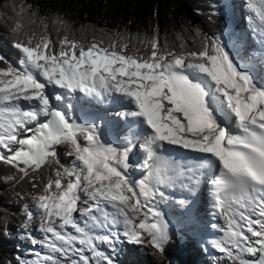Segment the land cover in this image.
Wrapping results in <instances>:
<instances>
[{"label":"snow or ice","instance_id":"6c2138e0","mask_svg":"<svg viewBox=\"0 0 264 264\" xmlns=\"http://www.w3.org/2000/svg\"><path fill=\"white\" fill-rule=\"evenodd\" d=\"M243 6L252 39L264 45V0ZM14 11L36 23L28 6ZM23 28L21 19L12 29L20 58L0 67V162L19 174L5 180L18 184L59 165V146L72 160L53 168L33 197L42 239L29 231L32 208L20 209L21 239L46 249L21 264H115L101 246L114 254L124 241L163 253L171 232L159 208L161 188L179 184L191 192L201 175L222 221L212 225L221 234L212 246L228 264H264V56L257 70L220 36L199 32L198 50L170 51L154 36L142 41V52L129 51L131 38L119 33L88 44L65 35L57 48L46 27L42 34ZM108 103L124 108L115 113L127 129L124 143L107 138L111 120L97 106ZM137 139L147 169L139 179L129 171ZM166 146L197 154L194 163L169 160Z\"/></svg>","mask_w":264,"mask_h":264},{"label":"trees","instance_id":"16d2710c","mask_svg":"<svg viewBox=\"0 0 264 264\" xmlns=\"http://www.w3.org/2000/svg\"><path fill=\"white\" fill-rule=\"evenodd\" d=\"M223 0H0V67L6 62L16 63L20 53L14 48L16 34L13 25L23 20L24 32L42 34L47 28L54 45L58 48L60 39L68 35L88 44L93 40L103 39L110 42L117 33L120 37H130L129 51L139 48L147 51L142 43L146 39L158 37L162 48L170 51H195L200 47L197 32L210 37L219 36L227 29V19L218 9ZM17 5L28 6L30 13H35L36 23L30 22V16L15 14ZM66 23L61 24L58 21ZM183 46V47H182ZM66 146H59V165L45 166L18 184L6 181L5 177L16 174V170L4 162H0V264H21L28 260V255L20 243L19 227L24 219L20 209L28 204L34 211V196L39 194L51 174L52 169L60 165L69 166L72 157L67 156ZM35 177V181H33ZM33 182L38 186L33 187ZM21 193L24 199H19ZM3 209L7 212V227L10 235L3 230ZM184 234V235H183ZM114 261L120 264H228L223 254L217 253L212 246L209 250L196 239L194 232L186 230L171 236L165 251L160 253L150 246L118 244L113 254L108 247L102 246ZM121 248V249H120ZM211 250V251H210ZM214 250V251H213ZM32 259H29V261Z\"/></svg>","mask_w":264,"mask_h":264},{"label":"bare ground","instance_id":"6f19581e","mask_svg":"<svg viewBox=\"0 0 264 264\" xmlns=\"http://www.w3.org/2000/svg\"><path fill=\"white\" fill-rule=\"evenodd\" d=\"M242 2H243V0L241 2L239 0H234V6L237 8V10H238V12L240 14V16H239L240 19H242L243 21H246V16L245 15H247V10L243 6ZM233 15H234V12H233ZM233 15H232V18H233ZM246 23H247V21H246ZM246 23L242 22V24L240 25L239 32H238V28L236 27L237 28V33L241 36V38H240V48L238 49V53L245 60L249 59V55L253 56V53L255 52V48L259 47V45L252 39V37H251V35L249 33V30H248V26H247ZM234 25H235V23H234ZM260 62H261V58H257V61H252V63L254 65H256V69L257 70H259V68H260V65H259ZM98 108H100L101 114H105L106 113L108 115V117L111 120V126L112 125L114 126L115 133L113 134L114 129H112L110 127V129H109L110 135L108 137H112L113 141L118 143V141L120 140L119 135H122L124 132H127V129L125 128L124 123H122V125H121L120 121L114 120L111 117V115L113 113L111 114V112H110L111 109L110 108H106V106L105 107L98 106ZM114 117H115V115H114ZM142 142L143 141L141 139V141L138 142L137 145H135L133 147L132 153H130L129 159H131V157L133 156V154L135 152H136V155L140 154V149H141L140 145H141ZM178 148H179L178 146H174L175 150L178 149ZM129 171L132 173L133 176L137 174V172H135L134 167H131L129 169ZM199 200H201V201L203 200V203H197V205L195 207H193V205H191V206L185 205V207L187 206L189 208H194V210H192V211H189V210L185 209V211L189 212L191 214V216L185 215L184 216V221L186 222V220H187L188 223H190V222L195 223L193 225L189 224L190 227L198 226V224H199V222L201 220H204V219L208 218L207 215H208V211L209 210L210 211L211 210L214 211L213 207L210 206V202H209L210 197L208 195H206V194L202 195L201 198H199ZM168 209H170V208H168ZM212 215H214V212L212 213ZM193 218H194V220H193ZM216 218L217 217L212 218V225L213 224H219V223L222 222L218 218H217L216 222H214ZM203 223H205V222H203Z\"/></svg>","mask_w":264,"mask_h":264},{"label":"rangeland","instance_id":"374dc122","mask_svg":"<svg viewBox=\"0 0 264 264\" xmlns=\"http://www.w3.org/2000/svg\"><path fill=\"white\" fill-rule=\"evenodd\" d=\"M240 2L242 1V0H239ZM224 3H222V5L224 4L225 5V9H224V11H222V12H224V13H226L227 12V9H229V21H231L232 22V19H231V17H232V15H233V12H234V15H233V22L235 23V25H236V27L238 28V32H239V29H240V25L242 24V22L243 23H246V21H243L242 19H240V14H239V12H238V10H237V8L234 6V0H224L223 1ZM242 4H243V2H242ZM216 6H217V3H216ZM216 6L214 7V9L216 10ZM228 7V8H227ZM231 10V11H230ZM246 16V15H245ZM230 22V23H231ZM247 24V23H246ZM231 30L233 31V28H232V26H231ZM228 40V39H227ZM232 46H234V44L231 42V47ZM234 51H236V52H238V49H234V48H232ZM84 107H89V106H87V105H85ZM98 107V106H97ZM106 108H110V107H106ZM103 109V108H102ZM113 113V112H112ZM113 115V114H112ZM112 115H111V117H112ZM120 136V135H119ZM135 149V148H134ZM130 162V161H129ZM165 204V201H162V203H160L159 204V206L160 207H162L163 205ZM159 207V208H160ZM184 210H185V208H183ZM205 220L206 219H204V220H201L200 222H199V224H198V226L200 227V225H204V223L203 222H205ZM216 220H217V218L215 219V221L214 222H216ZM185 222V221H184ZM185 227H190V225L189 224H185ZM190 228H193V227H190ZM172 229V228H171ZM191 230V229H190ZM29 231H31L32 233H33V235L39 240V239H42L43 238V233L41 232V231H39V212L37 211V213L34 215V221H33V224H32V227L29 229ZM202 235L201 236H203V237H205V238H208V239H211L209 236H206L205 234H204V232H202L201 233ZM219 234H217L216 235V238L214 237V236H212V238L214 239V240H216V239H218L219 238ZM19 240H20V243H21V245H22V248H23V250L25 251V255H28L29 256V259H32V257H33V251H43V250H46V249H41V247H40V245H36L35 246V248H33V246L31 245V243H30V241H28V240H24V239H21V234H20V238H19ZM38 247V248H37ZM34 258V257H33Z\"/></svg>","mask_w":264,"mask_h":264}]
</instances>
